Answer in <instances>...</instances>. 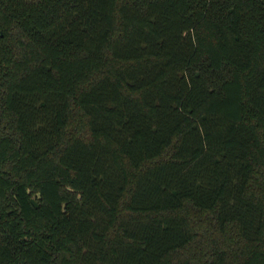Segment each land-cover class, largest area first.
<instances>
[{"label":"trees","instance_id":"1","mask_svg":"<svg viewBox=\"0 0 264 264\" xmlns=\"http://www.w3.org/2000/svg\"><path fill=\"white\" fill-rule=\"evenodd\" d=\"M0 264H264V0H0Z\"/></svg>","mask_w":264,"mask_h":264},{"label":"water","instance_id":"2","mask_svg":"<svg viewBox=\"0 0 264 264\" xmlns=\"http://www.w3.org/2000/svg\"><path fill=\"white\" fill-rule=\"evenodd\" d=\"M32 202H33L36 206L39 205L35 197L32 198Z\"/></svg>","mask_w":264,"mask_h":264}]
</instances>
